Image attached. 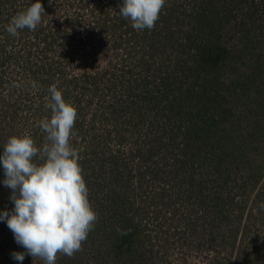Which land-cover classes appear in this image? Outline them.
<instances>
[{"label":"rangeland","instance_id":"1","mask_svg":"<svg viewBox=\"0 0 264 264\" xmlns=\"http://www.w3.org/2000/svg\"><path fill=\"white\" fill-rule=\"evenodd\" d=\"M116 1L103 0L88 10L91 16L81 11L86 29L63 40L53 35L55 21L64 27L77 8L44 7L35 31L13 37L5 29L16 7L32 2L14 0L10 7L0 0V155L12 136L27 134L38 148L47 143L39 123L52 115L51 85L77 111L70 143L98 219L82 251L58 254L56 264H264V0H166L150 30L156 36L141 35L129 19V35L111 29L124 19L112 22L107 13ZM194 13L219 46L213 50L219 58L202 75L174 68L196 65L180 53L187 38L205 49L215 42L191 31ZM202 84L220 97L205 115L224 110L222 124L234 128L219 143L213 129L186 140V114L196 107H169L184 89L196 93ZM147 94L150 107H143ZM4 179L0 164V212H10ZM23 251L0 221V264H21L11 253ZM22 264L45 262L26 255Z\"/></svg>","mask_w":264,"mask_h":264},{"label":"clouds","instance_id":"2","mask_svg":"<svg viewBox=\"0 0 264 264\" xmlns=\"http://www.w3.org/2000/svg\"><path fill=\"white\" fill-rule=\"evenodd\" d=\"M165 2L123 0L119 13L131 20L135 30H151ZM43 15L45 9L36 0L14 15L5 30L13 37L25 28L35 31ZM48 92L46 108L52 115L39 123L47 143L38 148L27 134L12 136L0 155L3 184L12 190L9 199L14 204L10 212H0V221L6 222L15 242L25 250L11 253L21 264L26 255L45 264H56L58 254L72 258L82 251V243L98 219L88 199L78 150L70 143L77 111L63 99L57 84L51 85Z\"/></svg>","mask_w":264,"mask_h":264},{"label":"trees","instance_id":"3","mask_svg":"<svg viewBox=\"0 0 264 264\" xmlns=\"http://www.w3.org/2000/svg\"><path fill=\"white\" fill-rule=\"evenodd\" d=\"M7 1H8V4H10V7L14 4V0H13V2H10V0H7ZM18 1H20V0H15L16 3ZM102 1L103 0H40L43 7H45V8L51 7V8H53L54 11L63 12L61 10V8H65V7L68 9H71L74 7L77 8V9H73V11L71 12L73 14L74 19L68 21V23L65 24L64 27L58 23V21H57L58 19H56V21H55L56 26L53 28L54 29L53 31L55 33L53 35H57V36L59 35L60 39H63V40H67L68 36L81 34L84 31V29H86V23H87V20H85L84 17L82 16L83 15L82 12H84L86 14V16H91L93 14V12L92 11L88 12V10L91 8L100 9L101 6L104 5ZM31 2L32 3H30L29 6H31V4H33V3H35L36 0H31ZM116 3L119 5L116 7L117 10L113 6H110L107 9V13L115 18L112 20V22H116V21H118L117 18H120L121 15L119 12H120V6H122V4H123V0H117ZM16 8H18V11L16 12V14L23 12V11H25V9H27V7H24L23 3H21V2L18 4V6ZM172 13H174V12H172ZM191 16L194 20V25L192 26L191 31H197V29H199V30H201L200 36L207 35V38H211L212 41L215 39V42L209 44L207 46V48L205 49V45L200 47L201 43L200 44L194 43V46H193V41L191 39L187 38V40H185V43L184 44L182 43V45L179 47L180 53L181 52L182 53L187 52V56L190 59V64L194 63V61L196 60V65H195V67L193 66L192 68H187L188 67L187 64H184L183 67H180L181 65H180V63H178L179 67L176 66L174 68L178 69V70H179V68H181L182 72H184V74H185V72H189V73H192L194 75L197 72L199 75H202V74H206V73L210 72V71L206 70V67L211 66L212 63L215 62V60H217L219 58L217 55L215 56V51H213V50H215V48H219L218 41H217V35H216V33H214L213 29L208 28V27H210V25L208 26V24L203 23V20L201 19V17H200V19L198 18L197 13H194ZM57 17H58V15H57ZM177 19H179V18L177 17ZM119 20H121L122 23H118V26H117V24H112L110 28L111 29H117L118 28L117 29L118 31H120V29H123V31L120 33L125 32L127 35H129L128 29L126 30V26H125L126 25L125 18L119 19ZM95 21H97V20H95ZM72 22L77 23V28L74 29L73 27H71ZM98 23H99V17H98V21L95 24H93L95 26V28H97L96 26ZM168 25H170V24H168ZM71 30H74V33L69 35V32ZM41 32H43V31H41ZM152 33L154 34V32H151L148 29H144V30H142L141 35L143 34L145 36V35H149ZM126 34H122V35H120V37L125 38ZM154 35L156 36V34H154ZM192 35H193V33H192ZM179 41L181 42V39ZM183 41H184V39H183ZM187 41L190 42V45L187 44ZM147 42H148V40H147ZM148 43L149 44L145 43L146 45H143V48L147 49L149 46H151L152 43H150V42H148ZM152 46H154V45H152ZM4 49H5L4 44L0 45V53L5 52ZM144 53H146V51ZM6 59H8V58H6ZM33 70L34 69H31L30 72L34 73ZM186 70H188V71H186ZM213 71L214 70H211V72H213ZM203 84L196 93L194 92V88L184 89V91L179 93V96L176 98L177 101H175V103H173V104H175V107L172 104H170L169 107L170 108H176V105L181 106L183 103H185V104L188 103L190 105L189 106L190 108L196 107L195 114H193L191 112H188L186 114L187 117L189 118V120H187L188 128H187V131L185 134L186 140L188 138L191 140L193 137L197 138L199 130H205L206 129V130L210 131L211 129H213L215 134H217V132H218V134L216 135L217 136L216 142L219 143L220 139L218 138V136H220V138H222L223 132H225V134L227 135V138H228V136L231 134V131L234 130V128L232 127L233 123H231L232 126H230L229 128L228 127L225 128L224 124H222V121L225 119L223 117L226 116V114H227L226 111H224V110H223V112L221 110V115H219L217 113L216 117L212 113L208 114V116L205 115V113H208L212 108L218 106L219 102H216V100L220 97H218L217 95H214V96L209 95V93H208L209 90L207 89L208 87H205ZM147 93H149V92H147ZM147 95L148 96L145 95V97L143 96L142 98H144V101L148 100V102H149L151 100V98L149 96L150 94H147ZM220 100L222 101V98ZM150 103L151 102H149L148 105H145L143 107H148V106L150 107ZM153 105L155 107H158L157 106L158 104L153 103ZM143 107L137 106V110L140 111ZM209 108H210V110H209ZM191 110H194V109H191ZM207 110H209V111L206 112ZM202 111H204L203 114H201ZM174 112H178V111L174 110ZM174 115H176V114H174ZM140 116L143 117V115H140ZM199 120H200V122H198ZM206 130L202 131L204 136H205V133H207ZM133 228L136 229V226ZM126 235H128V234H126ZM127 240H128V238H121L120 239V241H123V242L127 241ZM121 245H122V243L119 242V244L116 245V247H121ZM112 247H113V249H112ZM112 247L111 248L109 247V251L112 249L110 252V256L113 258L112 260L116 261V254H118V256H120L119 251H117V253H116L115 246H112Z\"/></svg>","mask_w":264,"mask_h":264}]
</instances>
